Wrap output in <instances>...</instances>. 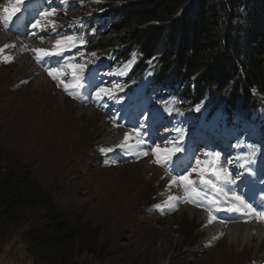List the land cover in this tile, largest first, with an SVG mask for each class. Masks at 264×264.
Returning a JSON list of instances; mask_svg holds the SVG:
<instances>
[{"label":"rangeland","instance_id":"1","mask_svg":"<svg viewBox=\"0 0 264 264\" xmlns=\"http://www.w3.org/2000/svg\"><path fill=\"white\" fill-rule=\"evenodd\" d=\"M106 1L88 0L86 5L83 0H75L72 7L77 5L82 9L74 7L68 11L69 0H65L64 8H53V11L62 13L61 19L48 13L47 20L51 24L41 23L34 28L33 36L24 40L25 43L38 42L43 45V50L51 53V57L60 53L58 57L49 58L42 53L36 57V53H27L26 49L24 59L4 62L0 58V170L10 164L27 168L32 178L51 189L54 198L63 206L75 207L84 213L86 221L99 225L102 238L108 244V255L102 264H264V243L258 247L253 242L252 248L235 250L228 249L225 239L205 244L203 224L189 211L194 209L203 213L206 210L230 223L245 224L256 220L264 224V169L251 167L248 176L246 171L245 178L251 179L249 187H245L247 194L251 195L250 201L239 196L240 202L232 198L225 200L220 193L224 177L217 176V166L223 151L235 156L234 146H230L227 138L209 135L200 129L195 131L199 135L197 137L186 135V124L174 127L147 124L143 114L136 109L120 110L105 102L111 93L107 92L119 83L115 74L122 73L115 72L111 77L113 80L103 87L106 91L100 92L101 78L87 79L96 72L86 79L80 78L79 72L85 69L87 56L113 48L107 44L98 43L89 51L82 49L77 60L72 59L74 55L62 56L76 37L70 23L94 14L97 3ZM109 1L106 4L126 0ZM24 6L26 3L19 9H24ZM9 20L8 16V26L5 22L2 25L0 40H18L16 33L11 31L14 29ZM58 28L63 31L58 32ZM38 31L41 33L35 35ZM68 37L72 39L68 40ZM57 41L62 43L58 45ZM49 71L55 78L49 75ZM39 75L45 78L47 86L42 87H45L43 92H36L37 97L34 80ZM61 97L67 98L74 106L67 102L63 104ZM45 101H52L55 108L66 111L70 118L84 109L91 112L88 113L90 119L83 116V131L77 135L68 130L61 150L52 156L45 153L50 146L41 153L40 149L46 143L42 138L31 136V128L38 114L42 115L40 109ZM48 115H42V130L50 125L51 115ZM110 130L130 133L135 139L126 145L112 143L107 140ZM185 137L188 145L181 147ZM198 139H204L211 148L209 152L206 147L208 157L203 164L202 160L197 164L190 155ZM236 167H239L238 162ZM156 169L161 171L160 175L154 173ZM227 173L232 176L234 167H230ZM201 175L206 183L201 182ZM181 177H187L192 183ZM238 181L241 187L246 182ZM168 183L171 189H178L185 202L182 201L178 209L161 210L159 197ZM231 208L238 211H230ZM0 262L33 264L15 237L0 246Z\"/></svg>","mask_w":264,"mask_h":264},{"label":"trees","instance_id":"2","mask_svg":"<svg viewBox=\"0 0 264 264\" xmlns=\"http://www.w3.org/2000/svg\"><path fill=\"white\" fill-rule=\"evenodd\" d=\"M106 2L73 24L71 48L113 47L87 56L83 71L122 73L106 101L151 125L192 119L194 133L234 140L239 167L264 166V0ZM54 197L27 168L0 170V246L18 238L33 264H102V228Z\"/></svg>","mask_w":264,"mask_h":264},{"label":"bare ground","instance_id":"3","mask_svg":"<svg viewBox=\"0 0 264 264\" xmlns=\"http://www.w3.org/2000/svg\"><path fill=\"white\" fill-rule=\"evenodd\" d=\"M6 1V2H4ZM21 2H24L25 0H20ZM17 0H0V33L2 30V25L5 22V19L7 18L8 13L4 12V9H9L10 13L12 12L14 6L19 3ZM3 2V4H1ZM13 13V12H12ZM11 13V14H12ZM7 30V27H6ZM35 30L33 28L29 29V35L30 37L33 36ZM41 31H38L37 34L39 35ZM20 41V40H10L9 38L1 39L0 40V58L4 62H9L13 60L14 58H25V50H27V53L30 51L32 54H35L36 57H38L41 53L36 52L34 50L36 49H42L43 45L36 42L33 43L31 41ZM34 52V53H33ZM57 55V54H56ZM54 55V56H56ZM24 62V61H23ZM57 76H60L59 73H57ZM35 82V89L34 92L35 96L38 97L37 93L43 92L42 88L43 86H47V83L45 81V78L43 76H37V78L34 80ZM164 85V83H163ZM37 92V93H36ZM45 92V91H44ZM42 95V94H41ZM36 99V98H35ZM62 100V103L65 104L66 102L73 105L71 101L64 99L63 97L60 98ZM46 104H44V107L41 108L42 115H51L49 118L50 125L45 130L40 129L41 126V120L42 115L39 113L36 120L34 121V125L31 128V136L33 138L39 137L42 138L43 141L46 143L41 147L40 151H45V149L50 146V148L46 149V154L49 153V155H53L55 151L61 150V144L63 146L64 136H67V131L72 130L75 134L79 135L80 131H83V125L85 124V119L91 118V112L90 109H84L81 113H78L77 116H70L67 114L66 111L58 110V108L54 106V103L52 101H45ZM74 106V105H73ZM90 113V114H88ZM93 114V112H92ZM36 116V115H35ZM51 119V120H50ZM38 121V122H37ZM84 121V122H83ZM86 127V126H84ZM112 129V128H111ZM109 131V135L107 140H110V142H115L119 144L126 145V143H130L134 141V137L132 134L128 133V139H125L126 133H123L120 131ZM16 130H14V133ZM49 144V145H48ZM63 149V148H62ZM54 150V151H53ZM56 161V160H55ZM54 161V162H55ZM53 163V162H52ZM156 171V172H155ZM154 173L157 175L161 174L160 170H154ZM164 173V172H163ZM153 175V174H152ZM156 175V176H157ZM164 177V176H163ZM167 178V177H166ZM165 179V178H164ZM166 181V180H165ZM169 182V181H168ZM170 183L173 184V181H170ZM168 183L165 188L163 189V193L160 194L159 197V204L160 208L162 210L168 209V210H174L178 209L180 207V203L182 201L185 202V199L182 197V194L178 191V189L170 188L171 184ZM176 190V191H175ZM188 204L186 203L185 206ZM165 208V209H164ZM188 208V207H186ZM185 208V209H186ZM190 213L192 215H197V218L201 221L203 224V230L205 231V239L204 243L209 244L210 242H213V240L217 239V241H223L224 239L227 240V247L228 249H239V248H245V247H251L252 243L255 242L256 246H261V244L264 243V224H259L256 220H249L245 224L240 222L230 223L228 221H225L223 219H220L218 217H215L211 213L204 211L203 213L196 211L194 209H189ZM218 244V243H217ZM252 248V247H251ZM211 251V250H209ZM232 251V250H231ZM244 251V250H243ZM228 252V251H227ZM264 256V253H263ZM206 258V257H205Z\"/></svg>","mask_w":264,"mask_h":264},{"label":"snow or ice","instance_id":"4","mask_svg":"<svg viewBox=\"0 0 264 264\" xmlns=\"http://www.w3.org/2000/svg\"><path fill=\"white\" fill-rule=\"evenodd\" d=\"M4 12L5 13H8L9 14V18H10V15H11V13H10V11H9V9H7V8H5L4 9ZM7 23V18L5 19V24ZM68 40H71L72 38L71 37H68L67 38ZM62 43V41H57V44L59 45V44H61ZM34 51H36V52H39V53H42L43 55H50L51 53H49V52H47V51H45V50H43V49H36V50H34ZM49 75L50 76H53V78H55V76H54V74H53V72H51V71H49ZM66 88H67V86H66ZM104 91H106V89H100V92H104ZM99 92L97 93V95L99 96ZM125 139L127 140L128 139V136H127V134L125 135ZM101 151H106V149H101ZM107 151H110V149H107ZM156 151H159V149H157ZM157 162H159V159L157 160ZM200 163V161H197V164H199ZM195 170V169H194ZM181 179L182 180H187V182L188 183H192V181L191 180H188V178L187 177H181ZM201 182L202 183H206V181H204V178H203V175H201ZM231 183H235V181H231ZM213 188H215V185H213ZM235 199H239V197H235ZM157 207H159V205H157ZM230 211H238V209H236V208H231V209H229Z\"/></svg>","mask_w":264,"mask_h":264},{"label":"crops","instance_id":"5","mask_svg":"<svg viewBox=\"0 0 264 264\" xmlns=\"http://www.w3.org/2000/svg\"><path fill=\"white\" fill-rule=\"evenodd\" d=\"M1 262H2V261H1ZM1 262H0V263H1ZM4 264H5V263H4ZM8 264H12V263H11V262H9Z\"/></svg>","mask_w":264,"mask_h":264}]
</instances>
